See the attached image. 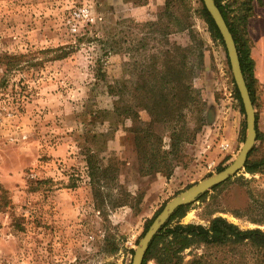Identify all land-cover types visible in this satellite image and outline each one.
<instances>
[{"label":"rangeland","instance_id":"1","mask_svg":"<svg viewBox=\"0 0 264 264\" xmlns=\"http://www.w3.org/2000/svg\"><path fill=\"white\" fill-rule=\"evenodd\" d=\"M229 1L235 14L240 0ZM253 4L247 37L258 119L249 160L264 158V0ZM204 6L203 0H0V264H131L166 203L235 160L246 137L245 110L226 44L211 30ZM107 38L121 51L105 64L117 80H128L141 121L151 116L138 105L139 85L160 86L168 63L184 62L194 74L205 121L189 113L190 139L178 147L170 125L156 124L161 150L177 164L169 178L140 171L130 131L139 125L136 116L123 124L115 113L106 119L87 113L98 107L95 68L107 57L101 48ZM62 52L67 56L55 57ZM101 100L111 107L108 96ZM152 142L157 147L159 138ZM90 155L108 167L100 183L89 176ZM246 165L193 200L179 222L209 226L221 216L241 229L264 230V222L254 221L264 218V169ZM166 246L176 247L173 238L147 264H163ZM203 248L196 243L179 256L187 262Z\"/></svg>","mask_w":264,"mask_h":264},{"label":"trees","instance_id":"2","mask_svg":"<svg viewBox=\"0 0 264 264\" xmlns=\"http://www.w3.org/2000/svg\"><path fill=\"white\" fill-rule=\"evenodd\" d=\"M227 1V2H225ZM254 0H240L239 9L235 14L229 9V0H215L219 6L237 44L240 55L241 67L246 78L250 94L255 103V91L253 88L255 62L251 56V46L247 37L248 20L254 12ZM203 12L210 25L211 30L217 38L223 41L218 26L213 20L207 8L203 7ZM108 39V38H107ZM106 39V40H107ZM102 43V50L107 55L103 60L100 57L96 66V86L94 102L98 105L93 111L89 112L91 106L87 108V113L95 114L96 117L106 119L113 113L119 118V122L125 124L129 119L136 116L139 125L130 129L135 133L136 147L140 156V171L144 175L154 172H161L168 178L172 175L176 163L169 160L170 151H162L160 136L156 133V124H168L171 127L173 145L177 147L180 143L190 139L188 132L189 113L196 114V118L205 121L204 102L199 97V91L194 87L192 77L186 69L185 63L177 62V66L167 64L165 69V81L160 86L157 84H141L136 90L142 99L138 103L141 108L146 109L151 116L150 121H141L140 115L134 111V107L129 101L130 87L128 80H117L109 72L105 62L109 55L118 54L121 51L118 43L114 39H108ZM128 49V48H127ZM68 52L56 54L55 57H65ZM110 60V57L108 58ZM170 62V60L168 61ZM19 63V62H18ZM144 71V70H143ZM194 73V72H193ZM153 74V73H152ZM108 96L112 100L111 107L103 108L101 98ZM237 97L241 102L239 91ZM95 104V105H96ZM94 105V104H93ZM134 119V118H133ZM258 119V116H257ZM104 123V122H103ZM109 127H113L112 124ZM159 138L156 146L152 139ZM89 176L92 181L100 183L105 179L108 167L99 160L89 156L88 160ZM264 169V158L249 160L246 169L251 172ZM224 183L214 186L218 188ZM190 204L182 205L171 215L169 221L159 230L150 244L143 264L151 258L158 257L160 244L170 237L176 245L170 249L166 246V252L162 258L163 264H264V230L261 228L241 229L239 226L228 221L224 217H215L209 226L202 224L188 223L182 224L179 219L185 216ZM176 220L175 225H171ZM255 222L262 223L264 218L254 219ZM203 245V251L196 253L192 259L184 262L179 253L185 248L194 244Z\"/></svg>","mask_w":264,"mask_h":264},{"label":"water","instance_id":"3","mask_svg":"<svg viewBox=\"0 0 264 264\" xmlns=\"http://www.w3.org/2000/svg\"><path fill=\"white\" fill-rule=\"evenodd\" d=\"M205 7L209 11L216 25L218 26L223 40L226 44L228 57L232 67L234 80L237 85L246 116V137L242 148L235 160L222 171L211 175L202 181L191 185L185 191L172 198L162 208L159 214L154 218L152 224L140 239L135 248L131 264H143L147 250L154 237L171 215L182 205L190 204L206 191L214 186L221 184L231 176L235 175L240 169L244 168L249 154L255 146L257 139V115L256 109L244 76L240 55L235 38L215 0H203Z\"/></svg>","mask_w":264,"mask_h":264}]
</instances>
